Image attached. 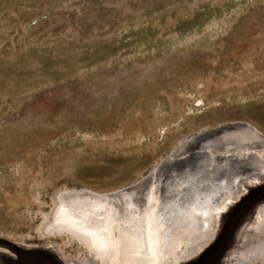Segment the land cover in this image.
Returning <instances> with one entry per match:
<instances>
[{"label": "rangeland", "instance_id": "obj_1", "mask_svg": "<svg viewBox=\"0 0 264 264\" xmlns=\"http://www.w3.org/2000/svg\"><path fill=\"white\" fill-rule=\"evenodd\" d=\"M236 122L264 134V0H0V240L47 250L60 264H114L50 225L57 197L138 195L197 134L186 165L148 182L159 181L156 209L206 161L199 152L222 150L210 129ZM258 204L218 264L252 260H241L237 243L256 227ZM226 214L176 248L182 264L205 259ZM212 237L204 249L199 240ZM9 257L0 243V264Z\"/></svg>", "mask_w": 264, "mask_h": 264}, {"label": "bare ground", "instance_id": "obj_2", "mask_svg": "<svg viewBox=\"0 0 264 264\" xmlns=\"http://www.w3.org/2000/svg\"><path fill=\"white\" fill-rule=\"evenodd\" d=\"M210 130L212 131H208L211 134L219 133L222 138L220 143H223L222 150L215 149L217 155L212 154L213 150L199 152L198 154L201 153L206 161L199 164L196 162L199 166L197 171L192 169L194 172L184 174L174 184L173 189L168 190L167 197H164L167 203H162L161 198H158L159 205L155 209L154 203L157 199L155 200L152 187L159 181L148 185L150 180H154V174L151 173L142 183L143 191L130 198L84 190L65 192V197L64 195L57 197L50 225L60 227L64 232L74 235L95 259L111 257L110 260L114 261V264H156L159 261H164L165 264H182L176 248L182 244H184L182 248L186 247V242L192 245L201 239L205 233L204 225L213 217L216 220L221 214L228 212L233 218V212L234 214L240 212L248 203L247 200L251 199L249 197L252 194L248 190L257 186L264 187V134L243 122L220 125ZM195 137L197 134L191 137L192 140L182 144L187 148L193 144ZM186 153L182 159L183 166L189 159ZM248 159L252 162L248 163L251 161ZM231 180H235L237 184L233 192L229 190ZM130 190L132 191L131 188ZM260 202L253 212L259 219L255 220L258 221L255 223L256 227H251V230L248 227L245 229L248 233L247 236H243L245 244L237 243L244 253L241 260L247 261L248 256L252 257L246 264H264V203ZM218 225L219 228L222 227L221 223ZM245 225L246 223L242 229ZM226 226L223 232L227 234L229 233L227 230L232 226L228 227V224ZM213 237L206 240L204 238L202 242L199 240V243L204 245L202 247L205 249ZM181 238L184 241L179 242ZM256 248H259L260 253L254 252ZM195 255L186 257L182 262L191 257L193 259ZM47 256L52 263L60 264L53 256L49 254ZM26 261L18 260L13 264H26Z\"/></svg>", "mask_w": 264, "mask_h": 264}, {"label": "water", "instance_id": "obj_3", "mask_svg": "<svg viewBox=\"0 0 264 264\" xmlns=\"http://www.w3.org/2000/svg\"><path fill=\"white\" fill-rule=\"evenodd\" d=\"M185 149H187L185 145L181 144L178 148L170 153V156L167 159L161 161L153 172L155 177H165L170 170L182 167L184 162L182 159H184ZM249 191L252 193V195H256V197L250 199L240 212L237 211L235 214L233 212V218L230 216V214H226L224 217V223L227 221L228 227L232 226L231 229L227 230L229 233H224L222 237L221 234L216 240V243L211 247V249H209L208 254L205 255V259L202 260L203 258L201 257L194 264H218L220 262L222 255L230 245L232 237L238 231L239 227L245 222V219L251 210L257 205L258 202L264 200V187H255ZM0 243H2L4 247L11 249L17 256L16 259L10 257L5 259L6 264H13L22 259L27 260L26 264H55L52 263L47 256L48 254L50 256L53 255L49 251L42 248L26 249L21 245H14L7 240H0ZM216 250L218 254L215 257Z\"/></svg>", "mask_w": 264, "mask_h": 264}]
</instances>
